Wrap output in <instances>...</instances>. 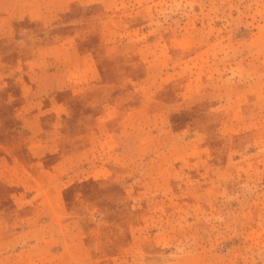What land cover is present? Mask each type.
<instances>
[{
  "label": "rangeland",
  "instance_id": "374dc122",
  "mask_svg": "<svg viewBox=\"0 0 264 264\" xmlns=\"http://www.w3.org/2000/svg\"><path fill=\"white\" fill-rule=\"evenodd\" d=\"M0 264H264V0H0Z\"/></svg>",
  "mask_w": 264,
  "mask_h": 264
}]
</instances>
